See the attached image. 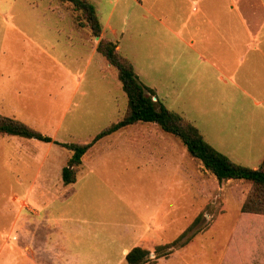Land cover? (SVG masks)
<instances>
[{"label":"rangeland","instance_id":"1","mask_svg":"<svg viewBox=\"0 0 264 264\" xmlns=\"http://www.w3.org/2000/svg\"><path fill=\"white\" fill-rule=\"evenodd\" d=\"M135 4L96 2L102 24L113 6L116 17L126 7L124 24L118 21L119 52L132 61L139 81L231 161L257 165L264 153V18L249 50L242 30L234 28L232 51L218 35L211 54H186L195 63L181 82L177 73L187 49L173 33L165 67L146 77V52L139 49L144 35L130 39L131 19L140 11ZM0 12L8 13L0 16V113L57 141L50 146L0 138V264H127L122 250L135 246L150 252L142 264H219L250 183H217L194 158L183 157L178 139L136 126L99 141L75 184L63 185L60 171L69 154L60 143L89 141L125 108L115 69L91 50V35L87 39L73 28L71 22L88 29L83 14L68 2L0 0ZM148 18L136 27L143 30L153 21ZM171 21L178 29L179 20ZM200 57L213 61L214 68ZM190 70L194 78L183 82ZM41 166L49 176H35ZM198 214V225L185 237L197 229L195 236L154 258L155 247L172 242ZM150 227L155 232L147 236Z\"/></svg>","mask_w":264,"mask_h":264},{"label":"crops","instance_id":"2","mask_svg":"<svg viewBox=\"0 0 264 264\" xmlns=\"http://www.w3.org/2000/svg\"><path fill=\"white\" fill-rule=\"evenodd\" d=\"M89 1L95 5L97 10V17L101 25L100 37L97 38L92 37V39L94 40L91 42L92 43L91 50L97 53L95 51L97 41L99 40V38L106 37V34L108 32L111 36L109 37V39L116 45V49L120 51L121 45L119 44L118 37L120 36V34L123 33L122 32L123 27L122 26L118 27V21L121 18V20H123L122 24H124V20L126 16L124 10L126 9V7L122 8L121 12H118V16L116 17L114 16V9H113L114 6H113L108 11L105 17V23L102 24L101 17L99 15V7L96 5V2L99 0H89ZM141 1L142 0H134V3L136 2L135 6L138 5L140 11L137 14H135L134 17L131 19L132 28L130 33V39L132 42L135 40L136 36H139L141 34L144 35L143 38L144 48H142V43H141L139 45V49H144L146 52L145 74L147 78L151 77V73L153 71L155 70L157 71L159 68L163 69V67H165V53L167 50H170L171 49L170 47L174 44V43L172 44L171 39L168 37L170 34L173 33L178 37L177 39L182 46V50H184V48L187 49L186 51H183L185 53L182 54L184 55L181 60L182 64L177 73V77H179L180 81L182 82V76L186 75V70L188 69V67H191L192 64L195 63L193 60H191L190 57L186 58L185 56L186 54H188L191 51L192 52L200 51L211 54L212 51L214 50L213 41L217 38L218 35L220 36L223 46H225L230 51H232L233 48L237 45V43L234 42V38L231 33L233 32L234 28L237 29L240 28L242 30L244 36L241 37V40L242 42H245V48L249 50L250 43L254 39L253 34L254 35L256 34L255 32L258 31V27H259L258 25H260V20L264 18V0H146L144 5L142 4ZM150 2H152V4H150ZM7 14H8L7 12H0V16L3 17L6 16ZM145 17H149L148 19H153V21L146 23L145 28L143 30L139 27L137 28L136 27L137 22ZM172 19L179 20V28L176 30L173 28L174 23H172L171 21ZM71 25L77 31H83V34H85V37L87 39L90 38L89 31L86 27L74 26L73 22H71ZM130 49L134 50L133 46L130 45ZM101 59L102 62L106 65V67H111L103 60L102 57ZM201 59H198L200 63H209L210 66L214 65V62L211 60L208 61V59L206 58H201ZM131 64L139 80V73L136 70V67H134L132 61ZM190 71L192 73V76L189 74L188 76L190 77L186 78L183 82L192 80L194 78L193 71L192 70ZM167 75H168L167 77L171 76L170 74ZM199 75H201L200 69H199ZM115 78H116V72H115ZM219 78H221V76ZM170 80L173 81V79ZM145 86L152 89V87L146 84ZM152 90L156 97V91L154 89ZM3 91L4 89L1 88L0 90L1 97L3 95ZM156 99L158 100L157 97ZM18 100L19 99H17L16 101L18 102ZM16 104L17 103H14L13 107H16ZM120 117H118L117 119H119ZM136 126L149 127V129L152 127L154 131L155 130L157 131L158 129L157 126L153 123H135L132 125H128L107 137L120 134L125 130H129V129L131 130V128H134ZM99 141L93 144L89 148L88 152L82 157V163L78 169L76 175V181H77V176H79L78 174H80V169L84 164L86 156L95 145L100 143ZM129 141H130L129 142L130 145L135 144L132 143V140L129 139ZM46 144H48V142H46ZM48 145L51 146V144ZM186 155L187 153L185 151L183 157H185ZM263 157H264V153L259 159L257 165L262 161ZM257 165H253L251 168H256ZM39 174L45 177L49 176V174L44 171L43 166L38 167L35 176L38 177ZM75 182L73 184H75ZM32 187H28L27 190H31ZM26 209L28 210V207ZM35 214L38 215V212L35 211ZM160 225H161L160 223H157L156 228H160ZM145 232L144 233L147 236H151L152 234H154L155 231L152 230L150 227ZM223 250H224V255L223 256L218 255L219 264H223V263L224 264H264V215L240 212L238 219L235 221V223L232 226L229 236L225 240V246ZM127 251L128 250L125 248L122 250L124 256L127 253Z\"/></svg>","mask_w":264,"mask_h":264},{"label":"trees","instance_id":"3","mask_svg":"<svg viewBox=\"0 0 264 264\" xmlns=\"http://www.w3.org/2000/svg\"><path fill=\"white\" fill-rule=\"evenodd\" d=\"M60 1L70 3L73 10L82 13V19L85 21L90 35L94 38L100 37L101 25L92 2L89 0ZM95 51L107 64L115 69L116 78L126 99V108L119 119L100 130L89 141L60 143L69 153L66 164L60 172L63 185L73 184L76 181L82 157L97 141L128 125L153 123L162 132L178 139L187 155L194 158L200 169L210 173L217 183L236 180L250 183L251 187L241 201L240 212L264 215V157L256 168L231 161L226 155L212 147L193 123L186 120L182 115L167 109L159 100H153V90L138 80L131 62L116 49V45L110 39L106 37L99 38ZM2 137H18L57 143L50 136L43 135L24 122L0 114V138ZM200 215L198 214L172 242L164 246H156L154 258L185 246L195 236L197 229L193 230L187 237H185L186 233L198 225ZM165 248L166 251L160 254L159 250ZM149 254V250L135 246L127 251L124 258L127 264H142L149 257Z\"/></svg>","mask_w":264,"mask_h":264}]
</instances>
